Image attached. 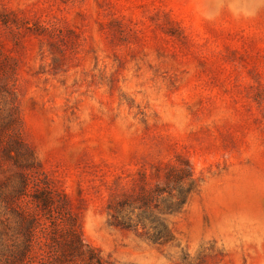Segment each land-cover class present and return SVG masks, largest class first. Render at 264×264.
<instances>
[{"label":"rangeland","instance_id":"obj_1","mask_svg":"<svg viewBox=\"0 0 264 264\" xmlns=\"http://www.w3.org/2000/svg\"><path fill=\"white\" fill-rule=\"evenodd\" d=\"M2 87L103 264H264V0H0Z\"/></svg>","mask_w":264,"mask_h":264},{"label":"trees","instance_id":"obj_2","mask_svg":"<svg viewBox=\"0 0 264 264\" xmlns=\"http://www.w3.org/2000/svg\"><path fill=\"white\" fill-rule=\"evenodd\" d=\"M7 89L0 90V264H103L82 241L66 198L23 139L16 95ZM6 90L8 96L2 97ZM175 180L184 185L175 202L181 207L196 189L195 180L190 174L176 175ZM148 196L149 191L143 189L139 208L144 211L150 209ZM144 211L135 224L123 218L120 225L149 227L156 240L168 239L159 218L144 216Z\"/></svg>","mask_w":264,"mask_h":264}]
</instances>
